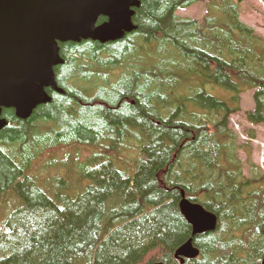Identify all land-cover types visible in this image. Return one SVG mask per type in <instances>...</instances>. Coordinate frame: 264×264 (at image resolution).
Returning <instances> with one entry per match:
<instances>
[{
  "label": "trees",
  "instance_id": "16d2710c",
  "mask_svg": "<svg viewBox=\"0 0 264 264\" xmlns=\"http://www.w3.org/2000/svg\"><path fill=\"white\" fill-rule=\"evenodd\" d=\"M139 1L122 38L59 43L50 101L2 109L0 204L18 206L0 264H264V171L230 126L250 91L246 121L264 125V36L242 0H210L203 22L177 14L203 0ZM183 191L215 230L193 236Z\"/></svg>",
  "mask_w": 264,
  "mask_h": 264
},
{
  "label": "water",
  "instance_id": "95a60500",
  "mask_svg": "<svg viewBox=\"0 0 264 264\" xmlns=\"http://www.w3.org/2000/svg\"><path fill=\"white\" fill-rule=\"evenodd\" d=\"M139 0H0V116L14 108L28 118L37 105L50 101L46 88L56 87L54 66L60 64L59 42L122 38L134 29L133 8ZM101 17L108 20L98 24ZM7 124L0 117V129ZM180 208L193 236L213 231L218 217L182 192ZM193 238L176 257L195 259ZM162 264V263H156Z\"/></svg>",
  "mask_w": 264,
  "mask_h": 264
},
{
  "label": "rangeland",
  "instance_id": "374dc122",
  "mask_svg": "<svg viewBox=\"0 0 264 264\" xmlns=\"http://www.w3.org/2000/svg\"><path fill=\"white\" fill-rule=\"evenodd\" d=\"M209 1L210 0H203L202 2L195 3L187 8L179 9L177 14L181 17L195 18L203 22L207 13V4ZM242 6L241 19L248 25L254 27L258 33L264 36V0H242ZM253 106V92L250 91L242 95L241 111L237 114H233L230 118V126L236 131L240 142L243 144L249 140L244 131L247 128L252 129V127L246 121L245 111L252 108ZM256 133V139H251L252 161L260 166L264 171V125L256 127ZM127 154L130 155L131 158L137 157V152L134 147L131 148L130 151L128 149ZM60 156L65 157V152H62ZM239 157L242 161H246L247 152L244 149H240ZM126 163L132 167L131 162L126 161ZM118 165L122 169L125 168L121 164ZM249 169L250 168L248 167L245 169L246 174L248 173ZM52 172L53 171H51V173ZM40 184H42V182ZM17 206L18 203L16 204L14 200H10L6 205L0 204V216L3 214H9ZM0 227H2V225H0Z\"/></svg>",
  "mask_w": 264,
  "mask_h": 264
},
{
  "label": "bare ground",
  "instance_id": "6f19581e",
  "mask_svg": "<svg viewBox=\"0 0 264 264\" xmlns=\"http://www.w3.org/2000/svg\"><path fill=\"white\" fill-rule=\"evenodd\" d=\"M215 214V213H214Z\"/></svg>",
  "mask_w": 264,
  "mask_h": 264
}]
</instances>
